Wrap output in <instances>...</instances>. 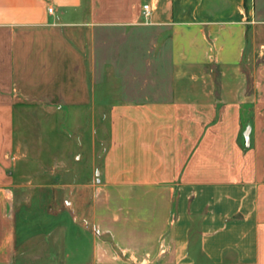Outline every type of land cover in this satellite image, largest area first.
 <instances>
[{"label":"crops","instance_id":"0c3cea01","mask_svg":"<svg viewBox=\"0 0 264 264\" xmlns=\"http://www.w3.org/2000/svg\"><path fill=\"white\" fill-rule=\"evenodd\" d=\"M199 263L264 264V0H0V264Z\"/></svg>","mask_w":264,"mask_h":264},{"label":"rangeland","instance_id":"374dc122","mask_svg":"<svg viewBox=\"0 0 264 264\" xmlns=\"http://www.w3.org/2000/svg\"><path fill=\"white\" fill-rule=\"evenodd\" d=\"M96 123L93 126L92 122L89 123L88 130L83 136H77L76 151L75 155H81V151L85 152V157L81 155L79 168H92L91 163L93 162L94 156L99 155L100 152L105 150L107 145V130H108V110H100L96 113ZM99 118L103 119V122H99ZM78 144V145H77ZM38 244V243H37ZM205 264V263H199Z\"/></svg>","mask_w":264,"mask_h":264},{"label":"built area","instance_id":"2783aa9c","mask_svg":"<svg viewBox=\"0 0 264 264\" xmlns=\"http://www.w3.org/2000/svg\"><path fill=\"white\" fill-rule=\"evenodd\" d=\"M53 10H54V8L52 6H50L48 8V11L50 13L53 12ZM143 14H144L145 18H149L150 17V15H151V5H150V3H146V4L143 5Z\"/></svg>","mask_w":264,"mask_h":264}]
</instances>
